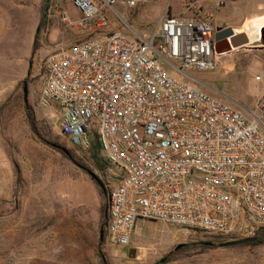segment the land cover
Segmentation results:
<instances>
[{
    "label": "built area",
    "instance_id": "2783aa9c",
    "mask_svg": "<svg viewBox=\"0 0 264 264\" xmlns=\"http://www.w3.org/2000/svg\"><path fill=\"white\" fill-rule=\"evenodd\" d=\"M154 0H70L63 21L93 33L41 65L40 108L82 151L93 135L116 183L107 191L106 242L126 247L139 220L228 241L264 229V92L253 109L204 92L191 71L211 69L216 25L198 0L165 8L149 34L109 29L117 7ZM264 81V71L255 77Z\"/></svg>",
    "mask_w": 264,
    "mask_h": 264
},
{
    "label": "rangeland",
    "instance_id": "374dc122",
    "mask_svg": "<svg viewBox=\"0 0 264 264\" xmlns=\"http://www.w3.org/2000/svg\"><path fill=\"white\" fill-rule=\"evenodd\" d=\"M198 5L212 15L216 27L235 21L234 30L258 17L238 19L264 12V0H198ZM157 6L161 15L170 6L180 9L179 0H154L133 10L119 6L122 18L108 15L109 29L125 31L128 24L130 37L148 36L158 23ZM70 12L79 14L70 0H0V264H156L171 253L165 264H264V244L188 249L183 246L220 238L188 234L155 221L139 220L126 247L100 245L98 187L81 166L31 132L22 97L26 82V103L44 141L82 157L83 152L61 135L55 109L37 103L45 57L93 34L63 21L64 16L71 18ZM39 23L43 27L31 58ZM190 76L204 92L247 112L254 107L250 93L263 84L245 70L241 52L218 56L211 69L191 71ZM94 174L103 191L116 183L107 170ZM178 245L182 247L176 249Z\"/></svg>",
    "mask_w": 264,
    "mask_h": 264
},
{
    "label": "trees",
    "instance_id": "16d2710c",
    "mask_svg": "<svg viewBox=\"0 0 264 264\" xmlns=\"http://www.w3.org/2000/svg\"><path fill=\"white\" fill-rule=\"evenodd\" d=\"M43 19V15L41 17V21ZM43 25L42 23H39L38 28H37V32L34 35V39H33V44H32V53H31V58H33V56L36 53V50L38 48V37H39V33L40 30L42 29ZM24 95H22L23 97ZM24 104V111H25V115H26V119H27V123L29 125V128L31 130V132L40 140H42L43 142H46V144H49L50 146H52L53 148H56V150L58 152H60L63 156H65L66 158H68L70 161H72L74 164L78 165L79 167L81 166L83 168V170L86 173H93L94 171H98L99 173H103L105 172V170H107L108 168V163L105 160V158L103 156H101V151H100V147H99V143L97 141V137L95 136V133L93 135V139H92V144L90 149H88L87 151H82L83 155L80 158H75L74 154L67 150L66 152L64 151L65 148L59 147L57 145H54L48 141H44V138L41 136V133L39 131V125L37 123V121L35 120V116L33 113V109L32 107L26 103V101H23ZM83 161L87 164L85 165L83 163ZM96 177H98L97 174H95ZM91 180L95 183V185L98 187L99 193L101 195V205H100V216H99V234L102 231L103 232V239L100 240V245H102L104 242H106V211H107V191H103L99 185L92 179ZM100 237V236H99ZM256 238L255 242L249 243V244H244V246H256L258 244H264V229H260L254 236ZM233 241V240H232ZM227 241L225 240H221V238L219 240H217L215 243L212 242H197V243H192L191 245H185L183 247L185 248H190V249H198V250H208L211 248H216L221 246V244L225 243ZM179 251V250H178ZM101 254V253H100ZM172 254V253H171ZM171 254H168L167 256H165L163 258V260L159 261L157 264H165L167 262H169V258L171 256Z\"/></svg>",
    "mask_w": 264,
    "mask_h": 264
},
{
    "label": "water",
    "instance_id": "95a60500",
    "mask_svg": "<svg viewBox=\"0 0 264 264\" xmlns=\"http://www.w3.org/2000/svg\"><path fill=\"white\" fill-rule=\"evenodd\" d=\"M264 47V28L260 31V39L255 43H250L248 36L245 33H233L231 28L222 29L221 27L216 28V33L214 35V52L216 55H224L226 53L232 52L233 50L242 48V47ZM23 95L24 100H27V85L26 82H23ZM66 152V150H64ZM67 153V152H66ZM90 177L103 189L102 182L95 176L93 173H89ZM103 239V232H100V240ZM255 237L242 238L233 241H227L221 246L230 247L243 244H249L255 242ZM182 247L178 245L176 249ZM157 264V263H156Z\"/></svg>",
    "mask_w": 264,
    "mask_h": 264
},
{
    "label": "crops",
    "instance_id": "0c3cea01",
    "mask_svg": "<svg viewBox=\"0 0 264 264\" xmlns=\"http://www.w3.org/2000/svg\"><path fill=\"white\" fill-rule=\"evenodd\" d=\"M157 7H158V9L155 8L156 14L154 15L155 16L154 18H157L159 21L162 10H160L159 6H157ZM170 12L174 15H179V14H181V9L173 10L172 6H170ZM70 15H71L70 16L71 18H68V19L71 21H76L77 17L79 16V14H77L75 12L74 13L70 12ZM109 16L110 17L114 16V14L110 13ZM259 16L260 17L264 16V12H261V13L253 12L252 14L244 16L238 20L243 19L246 22L252 18L259 17ZM225 24L227 27L231 28L232 30L236 29V28H234L235 21H227V22H225ZM75 27H77V26H72V28H74V30H78ZM79 29L82 30V28H80V27H79ZM82 33L88 34L90 32L82 30ZM232 52H241L242 53V65L245 67L246 71H249L250 77L253 75V78L255 79L256 76H258L262 71H264V47H251V48H249V47L245 46V47L233 50ZM232 52H229L226 54H230ZM262 82H263V84L259 89H255L250 93L251 97L253 98L252 101H253L254 105H255L256 101L259 99V97L261 96V94L264 92V81H262ZM242 110L241 111L243 113H247L246 109H242Z\"/></svg>",
    "mask_w": 264,
    "mask_h": 264
},
{
    "label": "bare ground",
    "instance_id": "6f19581e",
    "mask_svg": "<svg viewBox=\"0 0 264 264\" xmlns=\"http://www.w3.org/2000/svg\"><path fill=\"white\" fill-rule=\"evenodd\" d=\"M262 28H264V16L246 22L240 30H233V33H245L248 36L249 42L255 43L260 39Z\"/></svg>",
    "mask_w": 264,
    "mask_h": 264
},
{
    "label": "flooded vegetation",
    "instance_id": "af4514ba",
    "mask_svg": "<svg viewBox=\"0 0 264 264\" xmlns=\"http://www.w3.org/2000/svg\"><path fill=\"white\" fill-rule=\"evenodd\" d=\"M210 17H211V20H212V15L210 14ZM222 29H226V28H229V27H227V26H220Z\"/></svg>",
    "mask_w": 264,
    "mask_h": 264
}]
</instances>
